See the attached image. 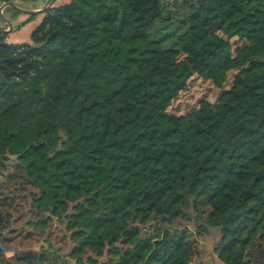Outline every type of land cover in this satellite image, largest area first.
Returning <instances> with one entry per match:
<instances>
[{
  "label": "trees",
  "instance_id": "1",
  "mask_svg": "<svg viewBox=\"0 0 264 264\" xmlns=\"http://www.w3.org/2000/svg\"><path fill=\"white\" fill-rule=\"evenodd\" d=\"M44 12L31 43L0 29V173L29 223H64L76 264H191L194 233L211 228L223 263L264 264V0ZM204 83L215 100L175 110ZM42 249L7 258L0 244V264H44Z\"/></svg>",
  "mask_w": 264,
  "mask_h": 264
},
{
  "label": "rangeland",
  "instance_id": "2",
  "mask_svg": "<svg viewBox=\"0 0 264 264\" xmlns=\"http://www.w3.org/2000/svg\"><path fill=\"white\" fill-rule=\"evenodd\" d=\"M198 6H200L201 11L205 13H210L214 8V4L211 2H202ZM216 42V35H210L204 39L202 47L214 48ZM261 77L262 70L260 68L248 72V78L251 81L258 80ZM194 89L195 88L192 90ZM192 90H190L192 92L190 99L180 97L182 103H175H179V105H175V110L186 112L192 107L199 96H207L215 100L220 91L219 88L210 83H204L199 89L195 91ZM13 160L14 159H12V161ZM14 194L13 187L6 183V176L0 173V200H3L2 204L4 205L2 206L4 210L2 216L6 218L4 226L7 227L5 237L0 236V244L4 246L5 254H9L10 252L20 253L29 250L40 253L43 252L42 248H48L49 252L47 251V253L49 255L46 254L48 255V259L45 260L44 264H52L53 262H55V264H76L74 258L68 254L71 251L73 243L68 237L69 231L65 228V224L55 219L53 221L54 223L49 225L45 231H43L40 226L30 224V219L38 218L36 214L30 210V201H23L24 205L21 207L19 205L18 207L16 205L17 202L11 197L14 196ZM219 238L220 232L216 228H211L210 232L205 235L194 233L195 253L191 264H225L218 258L214 251L215 243ZM50 243L52 248L50 247ZM12 256L13 255H6L7 258H11ZM105 256L106 254L104 256H99L100 260H103ZM13 264L18 263L13 261Z\"/></svg>",
  "mask_w": 264,
  "mask_h": 264
},
{
  "label": "crops",
  "instance_id": "3",
  "mask_svg": "<svg viewBox=\"0 0 264 264\" xmlns=\"http://www.w3.org/2000/svg\"><path fill=\"white\" fill-rule=\"evenodd\" d=\"M70 0H0V26L6 29L9 43L32 42L33 30L45 17L49 5H59Z\"/></svg>",
  "mask_w": 264,
  "mask_h": 264
},
{
  "label": "water",
  "instance_id": "4",
  "mask_svg": "<svg viewBox=\"0 0 264 264\" xmlns=\"http://www.w3.org/2000/svg\"><path fill=\"white\" fill-rule=\"evenodd\" d=\"M52 0H49V2H51ZM0 29L3 30V31H7L6 29H4L2 26H0Z\"/></svg>",
  "mask_w": 264,
  "mask_h": 264
},
{
  "label": "built area",
  "instance_id": "5",
  "mask_svg": "<svg viewBox=\"0 0 264 264\" xmlns=\"http://www.w3.org/2000/svg\"><path fill=\"white\" fill-rule=\"evenodd\" d=\"M20 50V49H19ZM8 255H13V252H10Z\"/></svg>",
  "mask_w": 264,
  "mask_h": 264
}]
</instances>
